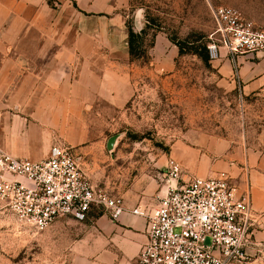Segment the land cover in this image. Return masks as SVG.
I'll list each match as a JSON object with an SVG mask.
<instances>
[{
    "label": "rangeland",
    "instance_id": "obj_1",
    "mask_svg": "<svg viewBox=\"0 0 264 264\" xmlns=\"http://www.w3.org/2000/svg\"><path fill=\"white\" fill-rule=\"evenodd\" d=\"M82 1L46 0L54 13L51 28L58 30L56 42H52L51 52L35 59V68H28L26 75L42 78L44 91L52 87L46 80L53 82L57 72L66 77L72 73V83L74 70L56 68L59 54L60 61L78 65L84 62L94 69L106 67L107 72L128 78L132 95L122 108L99 102L83 114L88 138L74 146L52 125L57 123L54 116L49 118L50 134L44 143L40 141L41 115H28L35 110L19 107L21 102L15 95L9 101L0 100V155L8 151L15 158L39 160L60 142L79 152L81 166L95 186L120 194L133 179L142 178L141 174L155 177L163 168L159 159L169 158L170 151L181 143L202 148L213 144L221 154L235 149L264 153V81L248 91L233 81L230 71L238 57L249 58L259 62L264 76V52H254L260 54L258 58L237 54L235 59L227 54L223 57V48L216 59L207 52L216 27L213 12L217 7H232L255 29L264 30V0H107L114 8L107 7L106 13L81 10L78 2ZM74 10L88 18L85 23L74 18ZM113 15L124 18L125 28L120 31L108 27L105 36L93 35L98 27L94 17L109 19ZM127 23L137 35L136 52L140 57L133 59L128 53ZM84 25L92 36L76 35ZM33 30V25L27 27L28 32ZM176 42L181 44V52ZM75 48L79 52L73 54ZM4 58L6 55L0 52V65ZM223 61H227L228 71ZM5 70L13 74V79L22 75L18 69ZM3 103H10L4 114ZM146 182L142 180L143 185ZM101 211L92 210L90 217ZM66 239V230L57 232L50 225L38 231L0 200V264H67L60 260L67 252Z\"/></svg>",
    "mask_w": 264,
    "mask_h": 264
},
{
    "label": "crops",
    "instance_id": "obj_2",
    "mask_svg": "<svg viewBox=\"0 0 264 264\" xmlns=\"http://www.w3.org/2000/svg\"><path fill=\"white\" fill-rule=\"evenodd\" d=\"M78 5L81 10L89 13H106L107 7L111 10L114 8L107 0H84L78 2ZM74 11L76 20L84 22L88 19L80 11ZM94 19L98 27L94 28L93 35L105 36L108 27H116L120 31L125 28L121 15H113L109 19L95 16ZM45 21L48 23L45 24ZM53 21L54 13L46 0H0V38L3 41L7 39L0 44V52L6 55L0 69H18L22 74L20 78L13 79V74L8 71L0 72V100L9 101L15 95L21 102L19 107L24 106V110L30 112L35 110L28 115H41L39 127L43 134L40 141L44 143L50 134L47 129L51 126L49 118L54 116L57 123L52 122V125L58 132L65 133L68 142L74 146L88 138L89 130L85 128L87 124L81 120L83 114H88L99 102L115 109L122 108L133 92L128 78L107 72L106 67L98 66L94 69L84 62L78 65L60 61L59 54L56 55L59 56L56 68L74 70L72 83V73H67L66 77L65 73L57 72L53 82L46 80L53 88L46 87L44 91L42 78L27 76V69H32L36 64L35 59L51 52L52 42H56L58 30L51 28ZM31 25L34 30L28 32L27 27ZM76 35L92 36V33L84 25L77 30ZM71 52L74 54L79 49L75 48ZM248 55L258 58L260 54ZM223 57H227L226 52ZM226 60L230 65L229 59ZM227 61L222 64L228 71L229 67L225 66ZM234 61V70L230 67L233 81L237 80L248 91L262 85L263 68L259 66V62L240 57ZM9 107L10 103L6 106L3 103V114ZM39 118L35 119L39 121ZM44 146L46 151L48 147L46 144ZM170 158L186 171L180 179L168 176L167 163ZM159 163L163 168L155 173V177L149 173L141 174L142 178L133 179L122 193H110L121 197L129 208L137 205L150 207L166 194L170 186L180 184L189 176L206 177L225 171L232 177L237 194L247 192L250 196L254 227L252 242L247 249L248 261L245 264H264V153L235 149L221 154L213 144L202 148L181 143L170 151L169 158H160ZM81 168L86 173L83 165ZM143 179L147 181L144 185ZM51 225L57 232L59 229L66 230L67 252L61 255L60 260L67 264H132L147 239L146 220L130 214H122L113 220L107 212L92 217L89 213L83 221L60 218Z\"/></svg>",
    "mask_w": 264,
    "mask_h": 264
},
{
    "label": "built area",
    "instance_id": "obj_3",
    "mask_svg": "<svg viewBox=\"0 0 264 264\" xmlns=\"http://www.w3.org/2000/svg\"><path fill=\"white\" fill-rule=\"evenodd\" d=\"M215 30L207 44L216 59L264 52V30L228 6L214 12ZM215 36V37H212ZM79 152L54 143L39 160L0 155V200L34 229L41 231L60 218L83 221L99 209L113 220L122 214L146 220V242L132 264H234L247 259L254 215L247 192L237 194L225 171L192 176L170 186L154 206L129 208L121 197L98 188L81 168ZM168 176L180 179L183 170L170 158ZM209 240L208 243L206 241Z\"/></svg>",
    "mask_w": 264,
    "mask_h": 264
},
{
    "label": "trees",
    "instance_id": "obj_4",
    "mask_svg": "<svg viewBox=\"0 0 264 264\" xmlns=\"http://www.w3.org/2000/svg\"><path fill=\"white\" fill-rule=\"evenodd\" d=\"M126 25L128 28V36H127L128 53L132 59L140 57V55L137 54L136 52L135 39L137 38V35L133 32L129 23H127ZM175 44L177 45L179 52H181L182 50L181 44L179 42H176ZM203 49L204 50L206 49V45L203 46ZM205 59H207V54H205Z\"/></svg>",
    "mask_w": 264,
    "mask_h": 264
}]
</instances>
